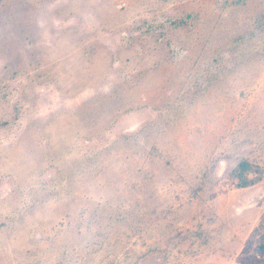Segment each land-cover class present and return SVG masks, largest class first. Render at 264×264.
Segmentation results:
<instances>
[{
    "label": "rangeland",
    "instance_id": "obj_1",
    "mask_svg": "<svg viewBox=\"0 0 264 264\" xmlns=\"http://www.w3.org/2000/svg\"><path fill=\"white\" fill-rule=\"evenodd\" d=\"M262 243L264 0H0V264Z\"/></svg>",
    "mask_w": 264,
    "mask_h": 264
},
{
    "label": "trees",
    "instance_id": "obj_2",
    "mask_svg": "<svg viewBox=\"0 0 264 264\" xmlns=\"http://www.w3.org/2000/svg\"><path fill=\"white\" fill-rule=\"evenodd\" d=\"M253 169L254 167L248 162H242L237 167H235L233 173L234 177L239 179L237 183L238 186L247 187L255 183V180L250 178V173L254 171ZM259 249L264 252V243L260 245Z\"/></svg>",
    "mask_w": 264,
    "mask_h": 264
}]
</instances>
